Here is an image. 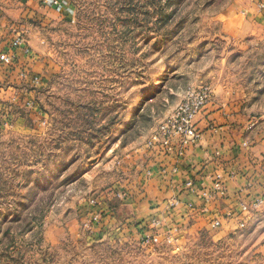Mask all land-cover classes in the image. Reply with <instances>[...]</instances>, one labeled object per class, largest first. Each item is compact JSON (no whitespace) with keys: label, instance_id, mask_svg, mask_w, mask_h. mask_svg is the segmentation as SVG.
<instances>
[{"label":"rangeland","instance_id":"rangeland-1","mask_svg":"<svg viewBox=\"0 0 264 264\" xmlns=\"http://www.w3.org/2000/svg\"><path fill=\"white\" fill-rule=\"evenodd\" d=\"M55 8L27 19L30 37L15 32L31 40L41 83L0 113V264H264V203L240 225L241 203L264 198V187L238 196L237 226L151 228L159 242L100 213L134 181L136 148L189 89L209 86L212 104L264 130V0Z\"/></svg>","mask_w":264,"mask_h":264},{"label":"crops","instance_id":"crops-1","mask_svg":"<svg viewBox=\"0 0 264 264\" xmlns=\"http://www.w3.org/2000/svg\"><path fill=\"white\" fill-rule=\"evenodd\" d=\"M59 1L61 5L63 0ZM55 7H48L41 0H0V54L8 52L17 57V62L11 65L0 59V113H8V104L23 98L24 92L28 94L30 89L39 87L41 83L32 81L37 76H34V71L39 57L31 49V40L27 39L25 44L14 49L12 39H17L19 33L15 32L22 30L30 37L33 29L27 19L55 16L61 10ZM26 47L28 52L24 50ZM24 71H27L26 77L22 76ZM233 108L232 104L211 103L208 106L199 122L204 137L199 144L189 148L186 157L179 161V171L175 174L171 172L174 160L170 157H152L142 146L136 148V177H132L134 181L129 186L120 187L121 191L127 189L128 192L119 191L113 199L111 196L105 198V206L101 207L100 213L106 217L102 220L133 223L145 232L151 230L149 233L153 232L151 228H155V221H160L158 228L171 229L174 234L177 229L180 233H192L210 226L214 219L221 220L222 229L237 226L240 220L235 213L238 196L247 193L250 194L247 199H251L263 191L264 130L261 125L254 124L251 129L248 120L234 119ZM161 166L167 168V174ZM216 173L226 177L227 193L224 197L206 201L200 192L203 188L212 187ZM188 179H195V192L186 188ZM124 198L129 202H124ZM182 235L177 234L178 237Z\"/></svg>","mask_w":264,"mask_h":264},{"label":"built area","instance_id":"built-area-1","mask_svg":"<svg viewBox=\"0 0 264 264\" xmlns=\"http://www.w3.org/2000/svg\"><path fill=\"white\" fill-rule=\"evenodd\" d=\"M45 4H50L53 6H58L60 4L59 0H42ZM23 40L17 38L13 42L14 47L22 45ZM26 52L29 48H25ZM0 59L2 62L11 65L15 62V54L4 52L0 54ZM22 76H27V71L22 72ZM33 82H40L39 77H34ZM213 101L211 89L207 85H201L199 87L189 89L183 100L179 105L167 115L158 127L152 131V133L146 139L143 148L152 157L157 158H168L170 157L174 160L172 166V174L179 171L178 163L181 159L185 158L187 152L191 146L199 144L204 137V130L201 128L199 122L200 117L205 112L206 108ZM27 105H31L29 101ZM210 128H212L210 126ZM164 173L167 174V168L161 166ZM147 174H151V170L147 171ZM226 177L222 173H216L213 176V183L211 188H203L200 192L204 200L209 201L214 197H224L227 193L225 187ZM187 189L195 192L197 189L195 179H188L185 182ZM264 203V198L257 197L250 204L243 202L241 203V210L245 213L246 218H242L240 225L244 227L246 222L251 217V210L259 208ZM98 217H95V221L98 223ZM221 224L220 219H214L212 221L213 227H218ZM160 226V221H155L154 227L158 228ZM170 236V240H171ZM145 242H159L160 236L158 233L151 232L144 239Z\"/></svg>","mask_w":264,"mask_h":264}]
</instances>
